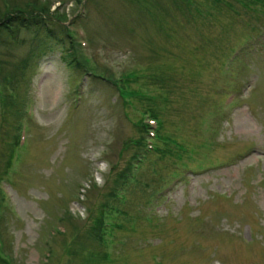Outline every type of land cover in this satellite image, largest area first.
Masks as SVG:
<instances>
[{"label":"rangeland","instance_id":"obj_1","mask_svg":"<svg viewBox=\"0 0 264 264\" xmlns=\"http://www.w3.org/2000/svg\"><path fill=\"white\" fill-rule=\"evenodd\" d=\"M176 3L0 0L50 24L0 37L6 264H264V3ZM153 109L170 150L145 147Z\"/></svg>","mask_w":264,"mask_h":264},{"label":"trees","instance_id":"obj_2","mask_svg":"<svg viewBox=\"0 0 264 264\" xmlns=\"http://www.w3.org/2000/svg\"><path fill=\"white\" fill-rule=\"evenodd\" d=\"M185 1L186 0H176V2H177L176 5L179 6V4L181 2H185ZM260 1H261V3H264V0H260ZM237 2L240 3V6L242 8H244V7L247 8V7H249L250 4H256V2H258V0H237ZM41 5H44V4L41 3ZM38 9L44 10L45 8L41 7V6H39V7L22 6L19 9H15L13 7L10 10H8L5 14L2 15V17H0V37L2 38V35H4V34L7 37L8 35L13 34V32L18 33V31L20 30L21 27L28 28V29L33 28L34 33L38 32L40 34V30L42 28L43 21L48 25H50V24L47 22V19L45 20L46 17L44 16L45 15L44 13H38ZM46 29L49 32L52 31V30H50L49 26ZM72 57H74L73 60L76 61V63H79L81 66H83L82 64L85 63V61L77 58L76 55H73ZM120 92H122V91L120 90ZM137 125H139V130L144 133L145 132L144 128H146V125L142 124L141 119H139L137 121ZM16 140H17V135H15V141L12 143V145L10 147L9 160L11 158V155L13 154V147L16 143ZM137 142L138 143L141 142L142 146H143L142 137L140 138V140L137 139ZM7 167H8V165H7ZM127 170L128 171L130 170V166L127 167ZM126 173L127 172H124V173L118 172L114 177V181H119V180L125 178ZM97 225L98 226L101 225V215L97 219ZM5 261H6V258L4 257V255H1V253H0V263L6 264Z\"/></svg>","mask_w":264,"mask_h":264}]
</instances>
